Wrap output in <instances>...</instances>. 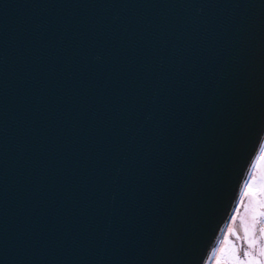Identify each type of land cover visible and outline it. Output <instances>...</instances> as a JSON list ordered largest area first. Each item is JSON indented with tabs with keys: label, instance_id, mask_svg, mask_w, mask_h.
<instances>
[{
	"label": "water",
	"instance_id": "1",
	"mask_svg": "<svg viewBox=\"0 0 264 264\" xmlns=\"http://www.w3.org/2000/svg\"><path fill=\"white\" fill-rule=\"evenodd\" d=\"M264 142V0H0V264H212Z\"/></svg>",
	"mask_w": 264,
	"mask_h": 264
},
{
	"label": "rangeland",
	"instance_id": "2",
	"mask_svg": "<svg viewBox=\"0 0 264 264\" xmlns=\"http://www.w3.org/2000/svg\"><path fill=\"white\" fill-rule=\"evenodd\" d=\"M251 165L210 255L212 264H264V142ZM245 250L250 253L247 257Z\"/></svg>",
	"mask_w": 264,
	"mask_h": 264
},
{
	"label": "snow or ice",
	"instance_id": "3",
	"mask_svg": "<svg viewBox=\"0 0 264 264\" xmlns=\"http://www.w3.org/2000/svg\"><path fill=\"white\" fill-rule=\"evenodd\" d=\"M262 215H264V214H262ZM261 231L264 232V229H262ZM245 232L247 233V229H245ZM243 255H244L245 257H247V256L250 255V253H249L247 250H245L244 253H243Z\"/></svg>",
	"mask_w": 264,
	"mask_h": 264
},
{
	"label": "trees",
	"instance_id": "4",
	"mask_svg": "<svg viewBox=\"0 0 264 264\" xmlns=\"http://www.w3.org/2000/svg\"><path fill=\"white\" fill-rule=\"evenodd\" d=\"M244 261L247 262L245 259H244ZM248 261H249V260H248ZM256 262H258V263L260 264V261H256ZM252 263H253V262H252Z\"/></svg>",
	"mask_w": 264,
	"mask_h": 264
}]
</instances>
